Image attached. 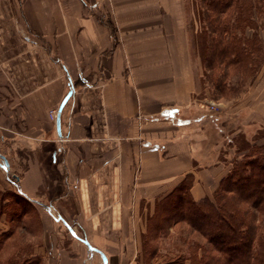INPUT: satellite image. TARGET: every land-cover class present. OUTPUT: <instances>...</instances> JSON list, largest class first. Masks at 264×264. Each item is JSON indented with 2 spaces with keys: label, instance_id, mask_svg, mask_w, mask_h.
<instances>
[{
  "label": "crops",
  "instance_id": "0c3cea01",
  "mask_svg": "<svg viewBox=\"0 0 264 264\" xmlns=\"http://www.w3.org/2000/svg\"><path fill=\"white\" fill-rule=\"evenodd\" d=\"M194 4L0 0V191L29 208L18 254L148 264L155 202L186 176L194 200L211 196L228 170L214 117L247 139L264 131V64L247 90L212 95L191 41ZM69 91L58 131L49 112Z\"/></svg>",
  "mask_w": 264,
  "mask_h": 264
},
{
  "label": "trees",
  "instance_id": "16d2710c",
  "mask_svg": "<svg viewBox=\"0 0 264 264\" xmlns=\"http://www.w3.org/2000/svg\"><path fill=\"white\" fill-rule=\"evenodd\" d=\"M194 5L198 28L191 41L204 77L220 96L229 97L234 88L226 78L232 74L243 81L255 78L264 64L258 32L264 29V0H197ZM259 138H264V132L252 140L238 139L236 156L227 161L228 170L211 197L194 200L191 179L186 176L155 202L141 241L146 262L157 252L158 237L178 224L176 254L189 264H264V140L258 142ZM14 198L12 194L13 203L8 200L3 206L18 228L23 223L21 212L29 208ZM16 232L0 233V253L8 250L4 252L7 261L17 257L21 264H40L39 258L16 252L18 240L16 245L10 243Z\"/></svg>",
  "mask_w": 264,
  "mask_h": 264
},
{
  "label": "rangeland",
  "instance_id": "374dc122",
  "mask_svg": "<svg viewBox=\"0 0 264 264\" xmlns=\"http://www.w3.org/2000/svg\"><path fill=\"white\" fill-rule=\"evenodd\" d=\"M196 1L197 0H195V2ZM194 17H195V15H194ZM261 20L263 23L264 22V13L261 16ZM195 21H196V19H195ZM258 32H259V35L260 34L264 35V29H260ZM261 44H262V42H261ZM262 47H263V45H262ZM201 67L204 70L202 64H201ZM254 79L255 78L249 77L243 81L237 74H234V75L232 74L230 77L226 78V82L234 88L232 91L229 92V95H231L233 93L234 94L237 93L240 90V88L241 89L243 88V91L247 90V88L251 87L252 83L254 82ZM204 80L207 81V78L204 77ZM208 84L210 85V90H211L212 95L216 94V97H224V96H220V93L214 89L212 83L208 82ZM52 110H55V109H52ZM213 111H215V110H213ZM212 114L213 113H211V115ZM214 118L215 119L213 120V123L217 125L216 137H217V139L221 140L222 143L225 145V148L227 150L226 158L231 160L236 156L235 151L237 148L236 147L237 141L241 136H244V134H242L241 132L236 133V131L238 130V123H236L234 121V119H232V121H230V122H227V124L225 125V128L222 129L219 126L218 118H216V117H214ZM231 132H234V135H232ZM263 132H264L263 130H257V131H254L253 133H250L248 140H252L255 135L260 137L261 134H263ZM251 136H252V138H251ZM212 137H213V135H212ZM263 140H264V138H259L258 142H262ZM229 153H230V155H229ZM220 158L223 159L225 157H224V155H220ZM11 195H12L11 191H7L6 193L0 191V211L2 210L5 212L4 216H1L5 220L3 218H2V220H0V233L5 232L6 230H16L17 229L15 222H11L9 220L10 219V215H8L9 210L7 209L6 206H3L4 203L1 204V199L2 198L5 199V197H7L9 199V204H11V202L13 203V201H11V200H13V199H11ZM34 224L35 223H31V225H34ZM179 231H180V226L178 224L171 225L168 228V234L167 235L158 237V239H157L158 240L157 241V245H158L157 252H156L155 256H153L147 262L148 264H153V263L154 264H189V262L185 258L177 257V254H176V251H177L176 244L179 243V240H178ZM69 236H71L70 233H69ZM16 238L17 237H15L10 242L12 245L17 244ZM81 238H84V237L81 236ZM20 241H21L22 246H24L23 238H21ZM49 254H51V253L49 252ZM5 256H6V254L4 255V252L0 253V264H21V262H23V260L21 258H17V257L12 259V260L9 259L10 261L9 260L7 261L6 258H4ZM102 263H103V261H102ZM40 264H43V263H40Z\"/></svg>",
  "mask_w": 264,
  "mask_h": 264
},
{
  "label": "water",
  "instance_id": "95a60500",
  "mask_svg": "<svg viewBox=\"0 0 264 264\" xmlns=\"http://www.w3.org/2000/svg\"><path fill=\"white\" fill-rule=\"evenodd\" d=\"M71 94V91H69L64 98L62 99V101L59 104V107L57 109L56 115H55V125H56V129L59 131V124H60V111L63 107V105L66 103L67 99L69 98ZM0 159L2 160V163H0L1 167H5L7 166V162L3 159L2 156H0ZM71 234L74 236V238H76L79 242H82L83 244H85L89 249H93L87 242V240L85 238H81L80 236L76 235L74 233L73 230H70Z\"/></svg>",
  "mask_w": 264,
  "mask_h": 264
},
{
  "label": "built area",
  "instance_id": "2783aa9c",
  "mask_svg": "<svg viewBox=\"0 0 264 264\" xmlns=\"http://www.w3.org/2000/svg\"><path fill=\"white\" fill-rule=\"evenodd\" d=\"M210 108H211V109H214V104H210ZM55 114H56L55 110H50L49 115H50V117H51L52 119L55 118Z\"/></svg>",
  "mask_w": 264,
  "mask_h": 264
},
{
  "label": "bare ground",
  "instance_id": "6f19581e",
  "mask_svg": "<svg viewBox=\"0 0 264 264\" xmlns=\"http://www.w3.org/2000/svg\"><path fill=\"white\" fill-rule=\"evenodd\" d=\"M55 112H56V110H55ZM0 163H2V162L0 161Z\"/></svg>",
  "mask_w": 264,
  "mask_h": 264
}]
</instances>
